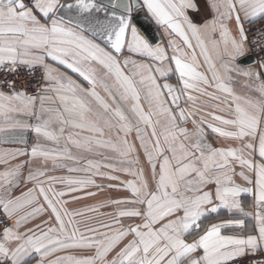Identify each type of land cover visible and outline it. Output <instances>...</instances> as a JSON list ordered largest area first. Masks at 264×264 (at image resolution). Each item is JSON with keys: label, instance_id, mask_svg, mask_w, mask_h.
I'll return each instance as SVG.
<instances>
[{"label": "snow or ice", "instance_id": "snow-or-ice-1", "mask_svg": "<svg viewBox=\"0 0 264 264\" xmlns=\"http://www.w3.org/2000/svg\"><path fill=\"white\" fill-rule=\"evenodd\" d=\"M140 7L166 31L181 37L191 55L175 40L170 41L171 56L161 45L150 44L132 23V13ZM207 7L212 18L198 24L189 15V10L201 11L197 0H0V133L30 128L38 137L60 145L45 149L38 143L31 148L30 156L42 158L44 165L49 160L54 166H63L57 165L60 159L76 160L69 144L88 153L97 149L116 153L108 164L87 160L86 167L69 170L118 180L100 171L107 167L136 177L122 182L134 198L110 203L134 205L118 216L139 219L126 227L116 220L119 227L101 224L81 231L75 217L83 213L69 211L62 197L95 185V180L49 176L45 181L43 167L29 168L24 177L22 169L31 163L25 160L0 172V189L5 192L22 179L34 183L22 197L0 195V208L13 221L0 228V264H264V162L252 159L258 152L264 161V61L259 70L236 63L246 52L245 23L264 20V0H207ZM233 22L235 34L229 26ZM259 36L264 37V29ZM254 43L264 47V39ZM197 48L207 71L201 70ZM126 50L156 64L129 58L121 62ZM49 59L78 74L89 87ZM169 60L174 70L163 66ZM96 65L104 69L103 75ZM128 65H132L130 73L125 72ZM21 71L30 78L41 73L35 94L26 91L27 81L18 79ZM173 72L180 87L158 82V77ZM234 73L255 81L249 87L257 95L238 94L232 86ZM200 97L217 101L213 107L227 114L208 113L221 126L204 116L196 119L198 110L180 107L182 98L195 102ZM17 114L36 123L22 122ZM178 118L185 122L191 118L194 130L180 127ZM205 126L240 146L214 148L207 142ZM69 129L74 131L65 137ZM132 131L139 147L128 139ZM140 149L149 166L147 175L140 166ZM28 155L20 149L5 152L0 162L9 165L10 160ZM235 162L254 171L255 191L233 181ZM117 163L128 166L118 168ZM240 175L253 183L244 172ZM58 180L68 185L67 192L53 188ZM241 193L255 198L256 234H222L228 226L243 229L244 219L205 223L221 208L252 216L244 211ZM25 207L31 211L17 216ZM48 209L51 216L43 221L44 227L37 224L21 231ZM70 249L93 251L61 255Z\"/></svg>", "mask_w": 264, "mask_h": 264}, {"label": "crops", "instance_id": "crops-1", "mask_svg": "<svg viewBox=\"0 0 264 264\" xmlns=\"http://www.w3.org/2000/svg\"><path fill=\"white\" fill-rule=\"evenodd\" d=\"M197 3L201 7V11L199 13L193 12L189 10V15L192 17L194 22L198 24L204 23L206 20L212 18V12L207 7V0H197ZM144 12L149 16V18L154 22V24L157 26L160 34H161V41L157 45H161L169 54V56L172 55V46L170 44V41L175 40L176 44L179 45L181 48H183L185 51L189 52V55H191V50L187 49L186 45L183 42V39L179 37L178 35L171 33L170 30L166 31L165 27L163 25H160L156 22L155 18L152 17V15L147 11L145 7H143ZM261 19H257L255 21H258ZM247 22L245 23V30L247 34ZM232 28L233 33L235 34L236 28L235 24L230 23L229 25ZM138 29V28H137ZM139 30V29H138ZM140 34L145 37V35L139 30ZM85 35H89L90 38H93L90 36V34L85 33ZM214 38L219 40L220 36L219 33H216L214 35ZM145 39H147L145 37ZM148 40V39H147ZM97 43L101 44V47H106V45L101 42L100 40H96ZM149 42V41H148ZM150 43V42H149ZM197 57L200 60L202 69L204 71H207V65L204 63L203 57L199 53V49L197 48ZM250 53L249 49V43L247 42L246 45V52L245 55L242 57H239L236 61L237 65L241 68H249L253 67L259 70V63L256 62L255 64L249 65L245 64L241 61L243 57H245L247 54ZM124 58H129L132 60H136L137 62H143V63H149L155 65L156 62L151 60L148 57L133 54L127 52V50L123 53V55L120 57L121 62H123ZM48 63H52L54 67H57L61 72L66 73V75L72 77L73 80H76L78 83L83 85L85 88H88L89 85L86 81L83 80L82 77H80L78 74L73 73L71 70L67 69L64 66H60L58 64H55L50 59L47 61ZM171 65L174 70V62L172 61H166L163 66ZM98 68V71L101 75H103L104 69L100 68V66L96 65ZM123 67V63H122ZM132 69V65H128L125 68L126 73H130ZM210 75V73H209ZM233 81L232 86L234 90L241 95H257L256 92L252 91V89L249 87V85H254L255 81L245 78L240 75L233 74ZM261 79H264L263 76ZM158 82L163 84L165 82L172 84L176 87H180V82L178 78L173 73H170L167 77H158ZM212 91V89H209ZM196 95L195 93H193ZM166 99H170L166 97ZM145 105V109L147 110V102L142 99L141 101ZM217 101L211 100L208 97H200L197 101H189L186 98H182L180 101V107L186 108L190 111L192 110H198L196 112V119H199L200 116H204V118L216 126H221L218 122L212 121L211 116L208 115L210 112H214L217 115H227L224 112H221L220 110L213 107ZM224 105L221 104V108H223ZM174 111H176L175 108H173ZM17 119H20L22 122L27 120V123L29 124H35L36 121L34 119H30L27 117H24L22 114H17ZM177 123L180 127H186L189 129V131L194 130V125L191 122V118L187 122L177 120ZM68 131H74V130H66L65 137L68 134ZM150 134V129L148 130ZM205 132H206V139L207 142L210 143L214 148L219 147H239L240 142L235 141L229 138H224L219 136L218 134L211 131V129L207 128L205 126ZM128 139L135 143L137 147H139V140L137 139V134L135 131H132ZM41 144L45 149H57L60 148V145H57L53 142L47 141L46 139L42 137H38L35 132L28 128V129H10L7 133H0V156H2L5 152H15L16 150H26L29 152L28 156H18L15 160H10L9 165H5L4 163L0 162V172H3L6 167L13 166L17 163H22L25 160L31 161L30 164L26 165L22 171L24 173V177L27 176L29 168L35 170L38 167H43V170L46 171V176L42 177L45 181H47V177L53 176L57 178H91L95 180V185H89L88 187L76 191V192H69L67 195L62 197L63 200L67 201V204L65 207L72 212H81L83 213L80 216H76L75 220L78 221V227L81 231H84L87 228H99L101 224H113V227H119L120 225L115 224L114 222L116 220H120L121 224L123 226H127L129 224H135L139 222L138 218H132V217H119L118 212L120 210H127L134 205L132 204H112L110 203L113 200H131L133 199V194L130 189L125 187V185L122 183L123 181L127 180H134L136 177H133L132 175H129L128 173L122 172V171H113L112 169H109L107 167L100 168L101 172L109 173L113 176H118V180H112L109 179L108 176H101V175H92L91 173L81 172V171H70L71 168H84L87 166V160H93L95 162L101 163V164H108L111 162L112 158H117V154L113 153L106 149H97L96 151L92 153L84 152L77 150L74 146L69 144V148L71 149L72 153L77 156L76 160H67V159H60L57 161V165H63V166H54L52 161L49 160L46 165H44L42 158H32L30 156V151L33 146L36 144ZM102 153L103 157H108L110 159H103V157L99 154ZM140 166L144 168L145 174L147 175L149 172V166L147 164L146 157L143 154V150L140 149ZM252 159L255 163L259 164L261 162H264L261 160V158L258 156V152H255L252 154ZM118 168L120 167H127V164H119L116 165ZM233 167L235 168V173L233 174V181L236 184H239L242 187H253L255 191V179L256 175L254 171L249 170L246 167H242L238 162H235L233 164ZM240 172H244L246 176H248L253 183L249 184L247 180H245L241 175ZM97 185L99 187H97ZM109 185H114V187H109ZM45 188L47 189L48 184L45 183ZM53 188H55L56 191H65L68 190V185L61 183L59 180L55 183H53ZM34 187L33 182H29L26 179H22L21 182H19L17 185L13 186L10 190V192H5L3 189H0V195L9 196L11 198L15 197H22L23 193L28 192L30 188ZM78 187V186H76ZM211 189L215 188V185L210 186ZM92 192L95 193V195H88L87 193ZM73 197H76L74 199ZM239 200L244 208L245 212L252 213V216H244L238 211H229L228 209L221 208V210L216 213L212 214L211 218L207 221H205L206 224L211 223H220L227 220H235V219H244L245 220V227L243 229L237 227V226H228L224 229H222V234L224 235H234V234H242V235H248V234H256L255 229L257 228V221L255 219V214L258 211V207L255 201V198L252 193H241ZM41 204L45 205V208H47L46 203L41 198L39 201ZM96 208V211H89V209ZM2 209V208H0ZM3 210V209H2ZM31 211V207H25L21 209L16 215H24L25 213ZM51 212L50 209L46 211L45 213L37 216L35 219L29 220L26 226L21 228V231L25 230V227L28 228H34L35 225L40 224L42 227L43 221H48L50 219ZM11 219V218H10ZM12 221V219H11ZM13 222V221H12ZM101 231H104L105 229H100ZM86 236L91 235V233L85 232ZM93 250L89 249H70L67 251V253H61L63 254H71V255H84L91 253ZM35 264V262H33Z\"/></svg>", "mask_w": 264, "mask_h": 264}, {"label": "built area", "instance_id": "built-area-1", "mask_svg": "<svg viewBox=\"0 0 264 264\" xmlns=\"http://www.w3.org/2000/svg\"><path fill=\"white\" fill-rule=\"evenodd\" d=\"M262 29H264V20H258L254 21L253 23L247 24V35L250 53L254 55L259 64L260 62L264 61V47H261L259 44L254 43V41L264 39V37L259 36V33ZM40 77L41 73L39 71H37L35 78H30L29 76L25 75L23 71H21L18 79L27 81L28 87L26 91L29 94H35L37 81L40 80ZM9 78L11 79L12 77ZM11 224V219L7 218L3 210L0 209V228L11 226Z\"/></svg>", "mask_w": 264, "mask_h": 264}, {"label": "water", "instance_id": "water-1", "mask_svg": "<svg viewBox=\"0 0 264 264\" xmlns=\"http://www.w3.org/2000/svg\"><path fill=\"white\" fill-rule=\"evenodd\" d=\"M61 2L63 3L64 0H61ZM104 2L107 3V0H104ZM132 23L145 35L153 46H156L161 41V34L157 26L144 12L143 7H140L132 13ZM241 61L249 65L257 62L256 58L251 53L243 57Z\"/></svg>", "mask_w": 264, "mask_h": 264}]
</instances>
